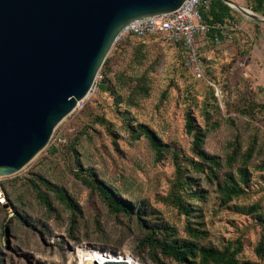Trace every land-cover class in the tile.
<instances>
[{
  "label": "rangeland",
  "instance_id": "rangeland-1",
  "mask_svg": "<svg viewBox=\"0 0 264 264\" xmlns=\"http://www.w3.org/2000/svg\"><path fill=\"white\" fill-rule=\"evenodd\" d=\"M234 1L252 9L249 0ZM232 9L237 36L204 52V79L187 67L180 48L157 36H131L111 48L109 90L97 86L45 150L18 173L0 177V264H80L85 249L130 264H158L151 256L157 251L163 264H182L148 243L150 235L219 249L240 242L239 259L264 263V23ZM256 13L264 17V9ZM188 112L206 132L203 147L217 165L194 167L200 158ZM126 115L170 149L158 158L146 136L133 135ZM79 174L109 185L134 214L112 212ZM231 177L243 191L227 199L223 187ZM180 202L194 209L191 216Z\"/></svg>",
  "mask_w": 264,
  "mask_h": 264
},
{
  "label": "water",
  "instance_id": "water-1",
  "mask_svg": "<svg viewBox=\"0 0 264 264\" xmlns=\"http://www.w3.org/2000/svg\"><path fill=\"white\" fill-rule=\"evenodd\" d=\"M244 15L264 17L234 0ZM185 0H0V177L24 169L89 97L120 32Z\"/></svg>",
  "mask_w": 264,
  "mask_h": 264
},
{
  "label": "trees",
  "instance_id": "trees-1",
  "mask_svg": "<svg viewBox=\"0 0 264 264\" xmlns=\"http://www.w3.org/2000/svg\"><path fill=\"white\" fill-rule=\"evenodd\" d=\"M249 6L256 12H260L264 9V0H249ZM232 7L228 4L223 2V0H212V5L210 7L209 12L205 15V18L208 23L214 25L219 22H226L228 20H235L234 13ZM229 24V23H227ZM217 33L220 31L213 29L211 33V37H215ZM124 43V42H123ZM117 43V44H123ZM185 56V50L181 47L180 48ZM109 59H106L104 65L101 68L100 76H102L101 80L98 83V88L100 92L108 91L110 88V83L107 76V68H108ZM190 69V68H189ZM191 70V69H190ZM192 71V70H191ZM193 73V71H192ZM194 74V73H193ZM113 92H117L115 89L112 90ZM115 94V93H114ZM115 97V96H114ZM116 99V97H115ZM122 100H120V103ZM187 130L193 135L194 142H193V150L200 158V161H192L193 165L196 169L203 168V164L208 160L211 161L212 166L217 165L218 162L216 159H213L211 155L204 149L203 144L206 139V132L196 125L194 116L192 112L187 113ZM125 119L127 120V125L132 128L133 135L137 138L142 136H146L149 140L152 148L155 150L156 155L158 158L163 156V152L170 149V146L166 143H163L161 139H159L158 135L155 131L150 129L148 126L144 124L134 125L131 118L126 115ZM62 143L67 142V138L64 137L60 140ZM54 150L58 149L57 146L53 147ZM248 157L251 156V152L248 151ZM246 154V153H245ZM235 160L237 157L234 158ZM244 164L246 165V158L244 159ZM182 167H180V172H182ZM249 177L248 170L246 167L240 169V178L242 181L246 182ZM78 178L89 188L97 190L104 201L108 204L110 210L115 213H123L129 216L134 214V208L132 204L127 200L119 197L114 189H112L109 185L100 180L93 178L90 175L83 174L78 175ZM191 183V182H190ZM52 188L59 194L60 198L68 203L70 207H75L67 198L65 191L63 189L58 188L57 186L51 185ZM191 190L193 188L190 185ZM225 192V197L227 199H231L234 195H239L242 193L243 189L239 185V182L234 180L231 177L230 182L226 183L223 187ZM198 198L201 195L196 194ZM181 210L191 216L193 213V208L189 206L183 205L180 202ZM257 207H253L255 210ZM138 219L143 223L144 220L141 218L142 213L138 212ZM192 221L191 217L189 218ZM155 228L153 234H155ZM148 243L154 246V248H158L160 253L166 257H171L177 260L179 263L182 264H209L211 262L215 264H264L253 262L251 260H241L237 257L239 250L241 249L242 245L239 242L236 247H234V243H229L225 246L224 249H219L214 246H200L197 241L194 240H179L176 238H167L165 240L158 241L154 235H150L146 238ZM264 243L260 244L259 249L263 250ZM152 259L156 261L158 264H163V259L160 257L159 253L156 251L151 253Z\"/></svg>",
  "mask_w": 264,
  "mask_h": 264
},
{
  "label": "built area",
  "instance_id": "built-area-1",
  "mask_svg": "<svg viewBox=\"0 0 264 264\" xmlns=\"http://www.w3.org/2000/svg\"><path fill=\"white\" fill-rule=\"evenodd\" d=\"M211 5L212 0H185L176 11L136 19L125 26L115 44L123 43L131 36L137 38L157 36L165 43L177 48L182 47L185 50L187 67L193 71L196 78L204 79L206 78L204 52L209 47L233 41L240 28L235 20L214 25L208 23L205 15ZM213 29L220 31L214 38L211 37ZM98 78L92 91L97 88Z\"/></svg>",
  "mask_w": 264,
  "mask_h": 264
},
{
  "label": "bare ground",
  "instance_id": "bare-ground-1",
  "mask_svg": "<svg viewBox=\"0 0 264 264\" xmlns=\"http://www.w3.org/2000/svg\"><path fill=\"white\" fill-rule=\"evenodd\" d=\"M80 264H130L124 260H116L110 258L106 254H102L99 251L93 249H85L81 253V262Z\"/></svg>",
  "mask_w": 264,
  "mask_h": 264
}]
</instances>
